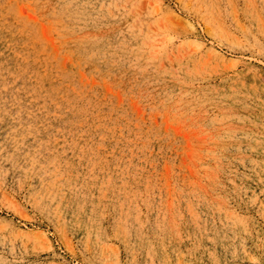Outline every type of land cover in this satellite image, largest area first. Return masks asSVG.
<instances>
[{"label": "rangeland", "instance_id": "374dc122", "mask_svg": "<svg viewBox=\"0 0 264 264\" xmlns=\"http://www.w3.org/2000/svg\"><path fill=\"white\" fill-rule=\"evenodd\" d=\"M0 264H264V0H0Z\"/></svg>", "mask_w": 264, "mask_h": 264}]
</instances>
